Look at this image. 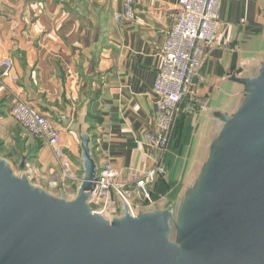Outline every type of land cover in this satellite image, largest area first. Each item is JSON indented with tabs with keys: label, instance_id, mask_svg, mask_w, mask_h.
I'll return each mask as SVG.
<instances>
[{
	"label": "crops",
	"instance_id": "crops-1",
	"mask_svg": "<svg viewBox=\"0 0 264 264\" xmlns=\"http://www.w3.org/2000/svg\"><path fill=\"white\" fill-rule=\"evenodd\" d=\"M123 0H0V61L9 58L17 75L0 78V155L16 168L30 154L26 172L52 193L75 195L83 171L79 131L90 139L96 175L109 160L118 180L162 163L163 179L151 186L177 184L185 167L206 149L208 135L221 125L219 111H231L241 89L234 78L244 65L264 55V0H221L218 44L205 46L201 66L180 112L166 152L145 138L156 130V96L152 87L178 0H134L136 17L117 20ZM1 73V69H0ZM20 98L50 116L60 127V148L75 179L55 185L60 171L54 150L19 129L9 114ZM203 144V145H202ZM32 170V171H31ZM33 171L35 173H33ZM96 177V176H95ZM151 202V203H152ZM150 204V203H148ZM141 203L136 207H145Z\"/></svg>",
	"mask_w": 264,
	"mask_h": 264
},
{
	"label": "water",
	"instance_id": "water-1",
	"mask_svg": "<svg viewBox=\"0 0 264 264\" xmlns=\"http://www.w3.org/2000/svg\"><path fill=\"white\" fill-rule=\"evenodd\" d=\"M244 68L237 102L162 202L101 213L81 131L72 197L32 180L30 154L16 170L0 155V264H264V55Z\"/></svg>",
	"mask_w": 264,
	"mask_h": 264
},
{
	"label": "built area",
	"instance_id": "built-area-1",
	"mask_svg": "<svg viewBox=\"0 0 264 264\" xmlns=\"http://www.w3.org/2000/svg\"><path fill=\"white\" fill-rule=\"evenodd\" d=\"M134 0H123L122 11L115 13L117 20H132L136 17ZM221 0H178L172 24L164 33L165 41L160 50L161 62L156 70L152 91L157 98L155 105L156 130L145 134L146 141L161 153L168 149L170 135L180 112L179 103L189 92L194 76L201 66L203 48L218 44L219 7ZM0 78L10 77L13 64L9 58L0 61ZM18 126L33 137L48 144L59 162L60 171L50 172L55 185L66 187L74 180L70 160L60 148V127L53 119L26 101L16 98L9 111ZM162 163L147 169L142 174L132 175V182L121 181L105 160L94 179L91 191L92 204L104 214L115 213L120 201L129 209L141 203H151V186L162 175Z\"/></svg>",
	"mask_w": 264,
	"mask_h": 264
},
{
	"label": "trees",
	"instance_id": "trees-1",
	"mask_svg": "<svg viewBox=\"0 0 264 264\" xmlns=\"http://www.w3.org/2000/svg\"><path fill=\"white\" fill-rule=\"evenodd\" d=\"M178 116H179V114H178ZM178 116H177V117H178ZM176 120H177V119H176ZM175 123H176V121H175ZM174 126H175V124H174ZM174 126H173V129H172V132H171L170 138H171V136H172V134H173ZM169 142H170V139H169ZM168 146H169V143H168ZM161 179H163L162 176H160V177L157 179V181H159V180H161ZM157 181H156V182H157ZM175 186H176V184L174 185V183L172 184L171 182H168V183L166 184V186H160V187H159V184H158V186L155 188V191H154V194H153V200L157 199V198L160 197V196H165L166 194L169 195V196H171L172 193H173V191H174V189H175Z\"/></svg>",
	"mask_w": 264,
	"mask_h": 264
},
{
	"label": "rangeland",
	"instance_id": "rangeland-1",
	"mask_svg": "<svg viewBox=\"0 0 264 264\" xmlns=\"http://www.w3.org/2000/svg\"><path fill=\"white\" fill-rule=\"evenodd\" d=\"M19 129H21L20 127H17V130L19 131ZM22 130V129H21ZM31 137H33L32 135H31ZM35 138V137H34ZM0 148L2 149V150H4L6 153H10V150L5 146V147H3V146H0ZM15 168V167H14ZM15 170H16V168H15ZM32 171V170H31ZM33 173H35L34 171H33Z\"/></svg>",
	"mask_w": 264,
	"mask_h": 264
}]
</instances>
